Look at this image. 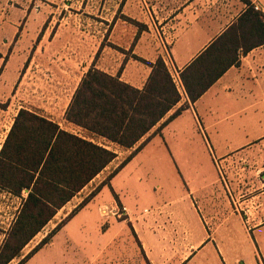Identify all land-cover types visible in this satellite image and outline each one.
Returning a JSON list of instances; mask_svg holds the SVG:
<instances>
[{
  "label": "crops",
  "instance_id": "1",
  "mask_svg": "<svg viewBox=\"0 0 264 264\" xmlns=\"http://www.w3.org/2000/svg\"><path fill=\"white\" fill-rule=\"evenodd\" d=\"M74 1L81 4L74 13L83 22L79 26L62 24L53 33L51 28L19 29L18 24L10 32L0 27V98L11 92L16 100L7 126L0 108V147L20 108L45 116L61 129L105 143L64 117L92 63L140 89L150 63L163 60L181 99L151 132L179 106L188 105L142 146L146 181L138 187L148 198L146 205L140 209L126 205V197L114 187L111 194L99 196L113 174L23 264H91L97 257L94 252L117 239L122 244L133 234L147 264H185V260L187 264H264V43L246 52L238 49L237 63L194 102L188 101L178 76L233 23L240 14L239 0ZM250 3L264 11V0ZM122 19L135 24L123 26L124 34L133 33L135 41L124 47L129 55H109L101 41L104 36L110 41ZM99 49L102 60L95 58ZM153 141L161 146L155 157L146 148ZM136 145L118 149L129 154ZM149 182L155 185L154 196L147 192ZM83 189L56 212L48 222L49 231L89 193L76 197ZM26 195L25 189L15 195L0 188V229L9 230ZM74 198L76 202L66 207ZM113 203L127 208L125 218L101 216L99 207Z\"/></svg>",
  "mask_w": 264,
  "mask_h": 264
},
{
  "label": "trees",
  "instance_id": "2",
  "mask_svg": "<svg viewBox=\"0 0 264 264\" xmlns=\"http://www.w3.org/2000/svg\"><path fill=\"white\" fill-rule=\"evenodd\" d=\"M245 10L247 11L248 7ZM258 12L260 11L252 7L249 14ZM262 37L264 27L257 24L255 38L235 50L226 49L221 43L216 42V38L210 42L178 74L188 101L194 102L198 99L229 66L237 63L238 49L246 52L264 43ZM134 57L143 62L139 56ZM150 67L145 82L149 80L151 82V100L147 105L138 94L143 87L139 89L120 80L119 74H108L95 67L94 63L84 74L85 76L91 69L95 76L92 81L94 91L91 93V99L79 102L70 111L71 98L64 117L68 122L102 138L106 144L61 129L56 122L27 108L18 109L0 147V188L15 195H19L21 190L25 189L27 195L8 230L12 233L10 250H2L0 264H7L18 257L22 247L54 217L56 212L116 157L115 146L126 150L138 143L104 180L41 238L17 264H21V261L26 260L48 242L64 221L82 207L103 184L108 183L110 177L151 135L158 132L167 121L188 105V102H185L179 106L151 132V129L179 102L181 94L161 58L150 63ZM100 74L115 78V83L105 86L107 81H104ZM97 80L101 83L97 84ZM143 137L145 138L141 141ZM13 252L15 254H12Z\"/></svg>",
  "mask_w": 264,
  "mask_h": 264
},
{
  "label": "rangeland",
  "instance_id": "3",
  "mask_svg": "<svg viewBox=\"0 0 264 264\" xmlns=\"http://www.w3.org/2000/svg\"><path fill=\"white\" fill-rule=\"evenodd\" d=\"M80 7V8H79ZM81 10V4L72 0L68 3L61 0H0V27L2 26L4 30L11 31L12 26L18 24L19 29L22 28H40L41 30L45 28H51L52 33L62 24L68 25L70 27H76L83 24L81 19H78L76 14L77 10ZM91 10V8H88ZM68 16V18H66ZM75 16V17H74ZM90 21V20H89ZM119 20L117 24V32L112 35L107 41V36L101 41V44L106 45V49L109 50V55L115 52L123 53L125 56L129 55V50H126L124 47L128 48L129 45L134 43L135 39L133 33L124 34L123 26H135L132 24V20H124L122 22ZM121 27V28H119ZM136 27V26H135ZM101 49L97 50L95 58L99 57L102 60ZM108 55V54H107ZM10 54L7 53L5 59L9 58ZM137 56V55H136ZM122 64V63H121ZM43 69L42 67H39ZM7 97L0 98V108L4 109L6 115L4 125L7 126L10 122L12 114L16 110V100L12 97L11 92ZM29 102V101H28ZM32 100L29 102V104ZM28 104V103H27ZM32 104V103H31ZM106 144V143H105ZM109 147H112L108 145ZM161 146L157 141H153L146 148L151 150L152 157H155V154ZM117 151V158L114 163L109 165L105 170H103L94 180L88 184L76 197H83L84 194L90 192L94 186L102 181V179L107 176V173L112 170V167L115 163L122 160L127 152L120 151L117 147H114ZM145 150L143 147L135 153V155L130 158L110 179L109 184L102 186L103 191L99 196L106 194H111V191L114 188H117L118 194L122 197H126V205L140 209L143 205H146L148 202L147 197H143V189H140L138 186L144 184L146 181L145 173L143 174V155ZM152 181V180H149ZM137 191V193L133 192ZM147 192L150 196L155 195V185H152V182L148 183ZM141 197L133 198V196ZM76 202L74 198L66 207H70ZM61 215V213H60ZM59 217V214L56 218ZM51 223L44 226L39 232H37L21 249L20 255L13 258L7 264H17L18 261L26 255L36 244L39 242L42 236L47 234L49 231ZM119 239L115 240L114 244L108 246L105 250H97L92 254L94 256L97 254L94 262L91 264H147L146 259L143 257V251L139 249V242L136 236L130 237L129 240H126L124 243H118ZM124 246V247H123ZM122 247V249H120ZM28 258H26L27 260ZM24 260L23 263L26 261ZM89 264V263H88Z\"/></svg>",
  "mask_w": 264,
  "mask_h": 264
},
{
  "label": "snow or ice",
  "instance_id": "4",
  "mask_svg": "<svg viewBox=\"0 0 264 264\" xmlns=\"http://www.w3.org/2000/svg\"><path fill=\"white\" fill-rule=\"evenodd\" d=\"M243 5H248L247 11L244 9ZM239 6L240 14L235 18L230 26L223 29L216 37V42L221 43L226 49L235 50V48L246 44L249 40L254 39L257 24L264 27V11L249 14L251 8L253 7L250 0H239ZM261 39H264V37ZM100 75H102V79L104 81H107L105 86L115 83V78L109 77L107 74ZM94 79L95 76L90 69L89 72L81 79V82L72 97V103L69 105L70 111L72 107L79 102L91 99V93L94 91L92 82ZM96 83L100 84L101 81L97 80ZM150 87L151 82L149 80V82L144 84L142 91L138 93L143 98L146 105L150 103L151 100ZM240 87L242 89L245 87L243 81L241 82ZM0 232L4 233L3 236H0V253H2V250H10L12 233L4 229H0ZM12 254L15 253L13 252ZM21 264H23V261H21ZM185 264H187V260H185Z\"/></svg>",
  "mask_w": 264,
  "mask_h": 264
},
{
  "label": "built area",
  "instance_id": "5",
  "mask_svg": "<svg viewBox=\"0 0 264 264\" xmlns=\"http://www.w3.org/2000/svg\"><path fill=\"white\" fill-rule=\"evenodd\" d=\"M253 8L257 9L258 6L256 4H253ZM99 213L105 218H108L110 216L116 218H125V214H127V208L124 205L113 203L111 205L100 206Z\"/></svg>",
  "mask_w": 264,
  "mask_h": 264
}]
</instances>
